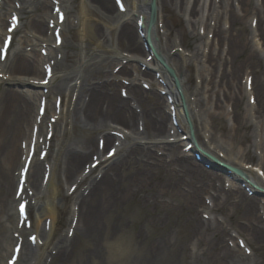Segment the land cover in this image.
<instances>
[{
  "label": "bare ground",
  "instance_id": "6f19581e",
  "mask_svg": "<svg viewBox=\"0 0 264 264\" xmlns=\"http://www.w3.org/2000/svg\"><path fill=\"white\" fill-rule=\"evenodd\" d=\"M114 1L116 6L113 0H0V264L12 260L19 244L14 264L21 263L24 250L28 260L22 264H96L98 242L104 235L115 236L120 210L138 201L150 217L159 220L165 212L179 221L185 216L184 225L191 229L198 223L201 228L199 208L209 189L196 186L208 175L190 165L198 155L238 168L245 187L257 194L264 191L262 168L223 152L214 144L207 121L215 113L208 106L211 96L219 99L211 65L223 67L220 82L225 80L227 91L234 89L224 99H234L236 107L241 101L239 72L250 67L264 76L260 55L248 47L243 34L231 37L221 26L223 17L228 16L231 26L242 19L232 7L234 0H218L221 17L214 21V35L228 42L226 56L215 53V46L206 52V39L189 59L179 51L171 58L177 44L163 13L170 7L186 14L190 36L197 39L207 0H154L152 22V0ZM238 1L244 13H264V0L259 8L253 0ZM215 4L210 0L208 9L217 11ZM70 16L71 25L66 26ZM261 16L257 27L264 24ZM91 17L97 19L94 26ZM192 59L202 64L194 98L188 94L193 79L183 73ZM140 77L151 78L150 88L156 80L165 98L148 92ZM255 78L252 87L264 89ZM248 85L247 77L244 93L250 99ZM207 113L212 114L206 120ZM174 121L186 132L179 134ZM166 196L177 201L175 207ZM211 196L218 199L215 192ZM70 200L69 229L62 233L57 223ZM254 201L243 195L234 212L256 216ZM31 208L36 211L33 219ZM244 229L264 239V224ZM228 250L231 260L240 257L239 250Z\"/></svg>",
  "mask_w": 264,
  "mask_h": 264
},
{
  "label": "rangeland",
  "instance_id": "374dc122",
  "mask_svg": "<svg viewBox=\"0 0 264 264\" xmlns=\"http://www.w3.org/2000/svg\"><path fill=\"white\" fill-rule=\"evenodd\" d=\"M209 1L207 0L203 17L198 24L197 39L190 36L192 28L188 25V16L186 14L170 7L163 13L162 19L172 28L173 39L177 44V48L171 53V58L177 57L179 51L184 54L186 59H189L194 54L195 47L200 46L202 48L206 39V52L215 46V53L220 51L223 57L226 56L228 42L225 39L220 40L214 35L213 31L215 19L221 17V13L218 10L220 8H217L219 3L216 0L215 7L217 11H214L213 8L208 9ZM230 1H227V3H230ZM253 1L254 5L259 8L261 0ZM113 3L116 6L114 0ZM225 5L223 4V6ZM232 7L235 13L239 15V18L242 19L234 26H231L228 16L226 17L227 20L223 17L220 19L222 28L230 31L229 36L237 39L239 33L243 34L248 47L252 51L255 50L259 53L260 63L264 66V24L257 27L259 16L262 15L261 17H263L264 13H260V11L257 13L258 9L244 13L238 0H234ZM212 11L214 12L212 13ZM56 13L57 11L55 10L54 15ZM200 15L201 13L198 16ZM209 15L211 16L209 17ZM72 19L73 17L70 16L66 26L71 25ZM96 22L97 19L95 17L90 18L89 23L92 26ZM180 32H183V35H180ZM161 34H166L165 30L162 29ZM207 34L208 38H206ZM165 40L166 37L164 36L163 42ZM244 57L245 55L241 59H244ZM211 66L216 73L214 84L216 83L219 99L211 96L208 106L212 113L213 110L215 111L213 114L214 119L212 121L208 119L212 113H207L205 118L206 120L208 119L210 133L214 136V144H218L223 152L229 153L232 158H236L238 161L242 160L244 163L253 166L258 165L262 168L261 172L264 173V112H262V109L264 111V101H261V99H264V89L260 88V86L252 87L255 77L259 78L258 82L264 83L263 72L262 70L253 71V68L251 70L250 67L243 72H239L241 101L240 105L236 107L234 99L228 100L227 97L224 99L225 94L233 95L234 89L227 91L224 84L225 80L220 82V74L223 67H219V65L216 67L214 65ZM201 67L202 64H199L198 60L193 61L192 59L188 70L183 72L186 75L190 74L193 79L188 93L191 98L195 97L196 80ZM226 70L230 72V67L228 66ZM150 76L155 77L154 71L150 73ZM247 77L249 79L248 91L252 94L250 99L249 94L244 93ZM151 82V78L140 77L139 79V83L148 92H155L156 96L163 100L165 95L161 94V91L157 89V81L153 80V88H150ZM123 83L126 84L125 81ZM198 87H201L199 79ZM210 88L211 85H209L208 89ZM207 96L208 93L206 98ZM203 102L204 108L205 104L208 103V99ZM217 105H219L218 108L216 107ZM164 111L168 115L167 109ZM169 125L171 126V121L168 123ZM173 125L179 134L187 130L185 126L180 127L177 121H174ZM199 139L204 142L202 137ZM190 161L192 162V164L189 163L191 166L194 165L195 168L208 173L207 177H201L196 182L197 188L209 189L202 196V206L199 208L200 216L203 220L202 227L199 228L197 223L190 229L189 225L183 224L185 216H182L178 221L176 220L177 216L168 217L165 212L157 220L156 217L148 216L140 201L137 204L123 206L118 215L115 236L104 235L101 241L98 242L101 254L96 264H264V239L257 240L253 237L251 231L244 229L247 226L264 224V195L261 193L257 194L237 180L226 176L222 170L214 166H207L205 161L196 160L195 158L190 159ZM161 170L156 169L155 172L159 171L158 175L161 176L164 174ZM116 175L119 177V171ZM64 190L67 193L66 186H64ZM214 192L218 196V199H216L217 203L215 196H211ZM243 195L255 199L252 208L256 216H250L248 212L244 213L240 210L239 212H234V208L240 207ZM165 199L171 203L170 207L176 206V200L167 196ZM72 203L73 201L71 200L67 202L66 211L59 215L57 226L62 233L67 232L69 229L67 221L72 214ZM217 205L223 206L221 210L217 209ZM59 207L60 209L64 208L62 202L59 203ZM35 212V209L31 208V219L34 218ZM194 227H198V230L194 231ZM28 235L26 234L25 240H28ZM222 239L224 243H221ZM228 249L239 250L240 257L231 260ZM27 252L24 250L20 264L28 260ZM75 263L76 260L72 264ZM88 264L91 263L89 262Z\"/></svg>",
  "mask_w": 264,
  "mask_h": 264
},
{
  "label": "water",
  "instance_id": "95a60500",
  "mask_svg": "<svg viewBox=\"0 0 264 264\" xmlns=\"http://www.w3.org/2000/svg\"><path fill=\"white\" fill-rule=\"evenodd\" d=\"M150 12H151L150 22H152V21H153V18H154L153 13L156 12V8H155L154 0H152V2H151V5H150ZM167 71L171 72V70H170L168 67H167ZM176 85L178 86L177 82H176ZM178 88H179V87H178ZM199 152H200V151H199ZM209 160H211V159H209ZM211 163H212L214 166H216L217 168L223 170L224 172H226L227 174H229V175H231V176H232L234 173L237 174V173L241 172L238 168H235V167H232V168H231V166L226 165V164H224L223 162H217V163H216V161H212ZM263 193H264V191H263Z\"/></svg>",
  "mask_w": 264,
  "mask_h": 264
}]
</instances>
